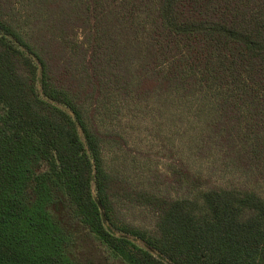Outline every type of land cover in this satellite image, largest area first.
<instances>
[{
  "label": "trees",
  "instance_id": "obj_1",
  "mask_svg": "<svg viewBox=\"0 0 264 264\" xmlns=\"http://www.w3.org/2000/svg\"><path fill=\"white\" fill-rule=\"evenodd\" d=\"M89 244L264 264V0H0V264Z\"/></svg>",
  "mask_w": 264,
  "mask_h": 264
},
{
  "label": "rangeland",
  "instance_id": "obj_2",
  "mask_svg": "<svg viewBox=\"0 0 264 264\" xmlns=\"http://www.w3.org/2000/svg\"><path fill=\"white\" fill-rule=\"evenodd\" d=\"M89 242H91V241H89ZM91 243L93 244V242H91ZM92 244H89L88 250L85 253V258L87 260L86 263L87 264H103L101 262L100 258L99 259L98 258L95 259V256L97 255V250ZM110 261L111 262H115L116 264H120L119 262H116L115 259H111Z\"/></svg>",
  "mask_w": 264,
  "mask_h": 264
}]
</instances>
